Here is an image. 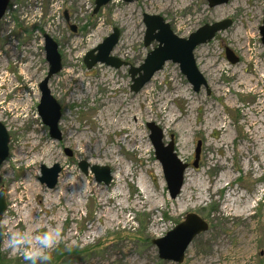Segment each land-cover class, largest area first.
Masks as SVG:
<instances>
[{"label":"rangeland","instance_id":"1","mask_svg":"<svg viewBox=\"0 0 264 264\" xmlns=\"http://www.w3.org/2000/svg\"><path fill=\"white\" fill-rule=\"evenodd\" d=\"M94 2L10 0L7 16L0 20V122L10 138L8 157L0 167L6 204L0 264H27L20 252L7 246L13 231L39 233L49 227L60 231L50 264H175L159 259L152 241L190 214L208 229L193 239L182 264H264V95L251 92L254 85L264 91L259 32L264 0H228L214 8L208 0H112L96 14ZM143 14L161 16L184 39L203 25L232 21L194 51L207 88L194 92L172 62L138 93L130 90L127 67L97 64L87 69L84 55L113 28L120 38L112 56L141 66L156 47H144ZM44 34L55 41L61 57V71L48 82L61 107L60 141L50 138L37 112L38 86L49 69ZM225 48L237 63L226 59ZM120 114L129 117L135 143L124 138L121 125H114ZM148 123L160 129L164 145L173 141L177 156L188 165L176 199L167 192ZM198 141L200 156L194 167ZM81 161L107 167L110 184L96 182L91 172L83 174ZM54 164L61 172L49 189L38 181L40 167ZM120 170L127 175L118 183ZM66 176L70 179L60 200L58 186ZM27 179L38 187L29 198L37 217L13 229L8 222L28 216L11 208ZM71 181H76L75 194L69 198ZM107 198L118 204L116 212H110L111 223L105 218L111 206H99L108 203Z\"/></svg>","mask_w":264,"mask_h":264},{"label":"water","instance_id":"2","mask_svg":"<svg viewBox=\"0 0 264 264\" xmlns=\"http://www.w3.org/2000/svg\"><path fill=\"white\" fill-rule=\"evenodd\" d=\"M112 0H95L93 13L96 14L102 7L110 3ZM126 3H132L138 0H123ZM228 3V0H208V6L211 8ZM9 0H0V20L5 14ZM66 16V14H65ZM142 22L145 26L143 37L144 47L156 43V47L149 51L143 64L134 67L125 61L112 56V52L118 44L120 32L117 28H113L109 36H107L100 45L84 55L83 62L87 69L93 68L97 64H104L114 69L128 67V74L132 84L130 90L138 93L153 77L160 71L166 62H172L179 66L180 72L186 77L192 86L194 92H198L202 87L207 88L206 81L199 72L194 58L196 47L211 41L215 34L224 31L232 25L231 20H224L213 23L211 25H203L195 32L191 33L188 38H180L176 36L168 23L161 16L143 14ZM74 31V28H71ZM261 42L264 46V17L262 25L259 27ZM44 51L46 62L49 65L48 73L45 79L39 84L41 93L40 101L37 106L38 116L43 125L48 127L49 136L54 141L61 140V132L59 130V122L61 119V107L51 96L48 89L50 78L61 71V57L57 51L55 41L44 34ZM225 57L231 63H237L238 58L229 49L225 48ZM147 127L150 131L149 139L154 149V156L159 161L166 183L167 192L171 199H176L180 194L184 185V175L188 168L174 151V143L171 140L167 145L162 142V133L153 123H148ZM9 134L5 126L0 122V167L6 161L9 153ZM200 144L198 141L193 166L197 167L200 156ZM67 155H71L66 150ZM79 169L83 174L91 172L98 183L108 186L112 180L110 170L107 167L90 166L88 163L81 161L78 163ZM61 168L58 164H54L50 168L40 167L41 176L38 181L47 188L52 189L58 182ZM2 179L0 177V183ZM6 211L4 201V191H0V242L2 241L1 222L3 214ZM208 229L207 224L196 215L190 214L185 220L175 226L171 231L167 232L162 238L152 241L158 252V257L162 261L175 264L184 262L185 252L195 237Z\"/></svg>","mask_w":264,"mask_h":264},{"label":"bare ground","instance_id":"3","mask_svg":"<svg viewBox=\"0 0 264 264\" xmlns=\"http://www.w3.org/2000/svg\"><path fill=\"white\" fill-rule=\"evenodd\" d=\"M256 55V54H255ZM262 64L264 65V61L262 62ZM174 90H177V88H175ZM256 92L257 94H259L260 93V95H264V91H259V89H258V87L256 86V85H254L252 88H251V92ZM152 103V102H151ZM151 105V104H150ZM262 108H264V105H262L261 106V110H260V112L261 111H263V109ZM129 118V117H128ZM128 118H126V117H122L121 116V114L117 117V119H116V121H114V125H121L122 126V129H121V131L124 133V134H126V137H124L126 140L128 139V142H130V141H134V143H135V141H137V140H135V137H136V135H134V132H133V130H131V124H130V121L128 120ZM259 121H254V123H258ZM254 134H256V132H252V136L250 135V137L251 138H253V135ZM257 138V137H256ZM259 138V137H258ZM125 140V141H126ZM83 150H85L86 148H85V146H83ZM252 156V155H251ZM123 170H124V168H123ZM123 171H119V178H118V183L121 181V180H123L125 177H126V175L127 174H123L122 173ZM71 176V175H70ZM114 179L116 178L117 179V177H113ZM68 179H70V178H68V176H66L64 179H62L61 181H60V183H59V186H58V189H60L63 193L61 194V197H59L60 198V200L61 199H63L64 198V194H65V191L63 190V188L68 184ZM74 181V180H73ZM73 181H71V185H70V192H71V197H69V198H72V196L75 194L74 193V188H75V182H73ZM19 192H18V194H19V196L18 197H16L14 200H13V203L15 204L14 206H12L11 208L14 210V211H16L17 213H19V212H21L22 210H25V211H27V213H28V216H26V217H22V216H18L17 215V217L12 221V222H8V226H11L13 229H20L21 228V226H25V224L27 225V223L29 222V221H32L34 218H36L37 216H36V214H35V212H34V208H33V206H32V204H30V196H31V194H34V193H36L37 191H38V187H36L35 186V184H34V182H32V180L31 179H27L24 183H23V185H22V187H21V189H20V187H19ZM86 191H91L92 192V188L90 187V186H87V189H86ZM52 193V192H51ZM54 193V195H55V197H57L56 196V193L55 192H53ZM96 194V193H95ZM60 195V194H59ZM236 196V195H235ZM75 197V196H74ZM87 197V196H86ZM99 197V196H98ZM97 198V197H96ZM116 198V197H115ZM149 198V197H148ZM107 199H109V198H107ZM236 200H238V198L236 199ZM232 201L233 203V208L234 209H237L238 207L237 206H234L235 204H237V201ZM254 200V199H253ZM117 201V200H116ZM255 201V200H254ZM107 202L108 203H103V202H101V203H99V206H100V209H103V207H104V205H110L111 206V208H110V210H108L107 212H106V221H107V223H111V218H110V212H111V210L112 211H114V212H116V210H117V205L118 204H116V202L115 201H113V200H111V199H109V200H107ZM25 204L24 206H23V208L21 207V209H19V205H22V204ZM58 203H60V202H58ZM148 203V202H147ZM59 205V204H58ZM74 205H76V204H74ZM79 205V204H78ZM120 205V204H119ZM246 205V202H242V208L243 209H245V207H243V206H245ZM77 206V205H76ZM59 210H60V208H59ZM64 211H65V209H64ZM119 211V210H118ZM236 211V210H235ZM15 212V213H16ZM68 213V212H67ZM63 214V213H62ZM61 214V215H62ZM115 214V213H114ZM241 214V213H240ZM60 215V214H59ZM238 215H239V212H238ZM56 217V216H55ZM242 218V217H241ZM243 220V219H242ZM105 221V222H106ZM25 223V224H24ZM32 226V225H31ZM28 227V226H27ZM29 228H30V226H29ZM28 229V228H27ZM68 237V236H67Z\"/></svg>","mask_w":264,"mask_h":264},{"label":"clouds","instance_id":"4","mask_svg":"<svg viewBox=\"0 0 264 264\" xmlns=\"http://www.w3.org/2000/svg\"><path fill=\"white\" fill-rule=\"evenodd\" d=\"M59 238L60 231L57 228L49 227L39 233L16 230L9 235L7 246L13 251L20 252L27 264H50L51 250Z\"/></svg>","mask_w":264,"mask_h":264},{"label":"flooded vegetation","instance_id":"5","mask_svg":"<svg viewBox=\"0 0 264 264\" xmlns=\"http://www.w3.org/2000/svg\"><path fill=\"white\" fill-rule=\"evenodd\" d=\"M128 68V67H127Z\"/></svg>","mask_w":264,"mask_h":264}]
</instances>
